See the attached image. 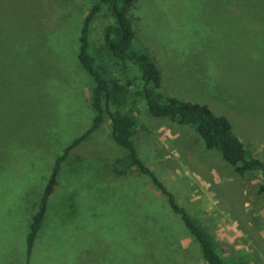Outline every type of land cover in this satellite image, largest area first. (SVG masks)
Here are the masks:
<instances>
[{
	"label": "rangeland",
	"instance_id": "rangeland-1",
	"mask_svg": "<svg viewBox=\"0 0 264 264\" xmlns=\"http://www.w3.org/2000/svg\"><path fill=\"white\" fill-rule=\"evenodd\" d=\"M94 2L0 0V264H206L149 176L114 172L126 151L106 116L60 160L27 257L29 224L53 163L94 116L93 82L77 59ZM129 16L134 46L160 70L161 95L224 115L247 153L264 160V0H134ZM105 24L101 14L91 22L92 53ZM103 54L140 89L137 65L126 62L124 76ZM131 97L138 158L224 259L264 264L260 173L238 174L193 126L153 116L141 95Z\"/></svg>",
	"mask_w": 264,
	"mask_h": 264
},
{
	"label": "trees",
	"instance_id": "trees-1",
	"mask_svg": "<svg viewBox=\"0 0 264 264\" xmlns=\"http://www.w3.org/2000/svg\"><path fill=\"white\" fill-rule=\"evenodd\" d=\"M134 0H95L85 14L79 32L77 59L83 70L90 76L93 84L89 92V100L94 116L89 128L81 136L64 147L63 153L56 158L46 180L38 210L33 215L26 235V254H30L32 242L40 225L46 207V199L57 183V172L60 160L78 142L96 129L106 116L110 121L112 140L125 149L122 158H116L112 169L115 173H123L128 169H136L149 176L151 183L167 198L172 211L179 213L189 233L198 242L201 256L206 264H249L243 257L224 259L215 248V243L206 228L193 221L186 210L178 205L172 193L158 180L148 166L137 156L132 136L137 125L133 111L135 98L139 94L144 99L148 111L153 116H166L170 120L189 124L197 131L208 149H217L222 158L234 167V171L243 174L250 170L260 173L257 192H264V160L247 153L244 144L232 130L231 124L224 115H217L206 105L197 102L180 100L175 97H163L158 91L160 86V70L145 51L140 52L133 44L135 32L129 16ZM105 19L102 33V44L97 50L90 52V25L98 15ZM100 50V52H99ZM104 51L112 65H122L126 76L125 63L137 65L141 78V87L133 84L131 77H121L107 67L100 53ZM101 62L96 60V55ZM126 71V72H125ZM139 85V86H140Z\"/></svg>",
	"mask_w": 264,
	"mask_h": 264
},
{
	"label": "crops",
	"instance_id": "crops-1",
	"mask_svg": "<svg viewBox=\"0 0 264 264\" xmlns=\"http://www.w3.org/2000/svg\"><path fill=\"white\" fill-rule=\"evenodd\" d=\"M128 72V71H127ZM127 72H126V74H127ZM254 157V156H253ZM256 158V157H255ZM217 177V176H216ZM215 177V178H216ZM135 216V219H137V220H140L136 215H134Z\"/></svg>",
	"mask_w": 264,
	"mask_h": 264
}]
</instances>
